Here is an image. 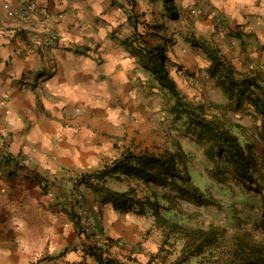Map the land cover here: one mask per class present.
<instances>
[{
  "label": "crops",
  "instance_id": "0c3cea01",
  "mask_svg": "<svg viewBox=\"0 0 264 264\" xmlns=\"http://www.w3.org/2000/svg\"><path fill=\"white\" fill-rule=\"evenodd\" d=\"M32 1L36 13L23 21L21 0H0V264H100L97 243L76 224L73 193L82 191L103 217L105 235L122 239L109 249L114 256L131 253L129 242H138L131 227L139 221L145 229L147 221L118 212L76 175L128 148L151 150L137 149L138 129L168 111L153 73L111 39L128 17L124 7L113 0ZM193 1L200 12L211 9L207 17L221 15L264 37V0ZM7 153L29 163L5 167ZM10 169L16 172L8 175ZM132 181L110 177L106 184L125 190Z\"/></svg>",
  "mask_w": 264,
  "mask_h": 264
},
{
  "label": "trees",
  "instance_id": "16d2710c",
  "mask_svg": "<svg viewBox=\"0 0 264 264\" xmlns=\"http://www.w3.org/2000/svg\"><path fill=\"white\" fill-rule=\"evenodd\" d=\"M119 1L113 0V3L123 7L124 4ZM161 1L171 16L178 19L180 15L176 0ZM130 5V9L134 10L137 0H131ZM129 14L128 19L133 21L137 29L136 15L133 12ZM221 23L222 19L216 25ZM156 27L162 28L159 24ZM141 38L142 34L135 32V40L128 45V49L153 73L161 92L170 94L173 106L169 112L177 119L184 116L188 120V130L208 140V157L227 158L246 182L255 181L256 157L250 140L241 131L245 126L215 113L206 102L190 99L180 88L169 69V40L150 45L142 42ZM191 41L194 46L203 49L211 61L207 72L228 97L229 108L236 112H251V106H254L257 111L264 113V74L261 70L239 69L218 44L207 39ZM179 147V150L167 148L163 152L149 149L138 152L128 148L121 156L99 169L82 172L79 182L93 188L105 202L112 203L118 212H134L144 218L150 215L155 219V226L158 225L163 231L162 245L147 261H142L132 252L122 257L114 256L109 249L119 245V240L106 235L103 244L94 246L96 250L93 254L100 264H192V258L199 256L208 258L214 264H264V247L260 244L240 236L228 239L226 233L216 227L189 226L182 221L179 199L208 204L213 202V198L194 182L186 161L187 153L181 144ZM19 158L10 153L4 154L2 165L9 168L14 161L18 167ZM15 172L10 169L8 175ZM110 177L155 184L165 191L155 190L151 194L141 195L135 185L125 190H115L106 184ZM161 198L169 201L166 207L168 213L161 210ZM76 224L80 228L78 220ZM173 253L176 255L170 260Z\"/></svg>",
  "mask_w": 264,
  "mask_h": 264
},
{
  "label": "rangeland",
  "instance_id": "374dc122",
  "mask_svg": "<svg viewBox=\"0 0 264 264\" xmlns=\"http://www.w3.org/2000/svg\"><path fill=\"white\" fill-rule=\"evenodd\" d=\"M119 2L122 4V0ZM176 2L180 15L178 19L171 16L163 7L161 0H137L134 10L130 9L131 0H125L123 11L127 15H130L129 12L136 15L138 28L136 29L133 21L127 17L117 29H114L111 39L117 45L128 47L134 42V34L138 31L142 34L140 40L150 45L169 40L168 53L171 59L169 69L180 88L190 99L206 102L215 113L245 126L241 131L250 140L256 157L255 181L246 182L227 158L208 157L206 154L208 140L201 139L193 131L190 132L187 127L188 120L184 116L177 119L169 112L173 106V99L170 94L163 92V96L160 97L168 112L164 113L160 121H147L145 128L138 129V135H141L142 140H139L137 149L150 148L155 152H163L167 148L179 150L181 144L187 153L186 161L194 182L213 198V202L208 204L179 199L182 221L189 226L216 227L225 232L228 239L240 236L264 247V113L257 111L254 106H251V112L242 110L236 112L229 108L228 97L207 72L211 61L204 50L194 46L191 41L207 39L216 43L239 69L243 71L257 69L264 74V37H258L257 32H246L240 26H231L221 15V26L224 28H219L215 22L220 21H216L214 17H207V14L211 15V9L207 14L202 11L193 16L191 9H198L200 5L197 6L193 0L188 3L186 0ZM157 24L162 28H157ZM262 33L264 34V30ZM94 38H92L95 40L94 43L100 42L99 38ZM132 183L139 189L141 195L151 194L155 190L165 191L155 184L147 185L139 181ZM160 203L161 210L168 213L166 207L169 201L161 198ZM100 219L103 220L101 215ZM145 220L147 221L145 229L137 228L139 221L135 223L138 226L131 227L132 238L138 242H129L131 252L142 261H147L163 243V231L157 224L155 226L154 217L148 215ZM145 242L149 245H145ZM179 248L180 245L178 250ZM124 254H127L126 250ZM175 255L176 253H173L170 260ZM199 262L214 264L202 256L192 258V264Z\"/></svg>",
  "mask_w": 264,
  "mask_h": 264
},
{
  "label": "built area",
  "instance_id": "2783aa9c",
  "mask_svg": "<svg viewBox=\"0 0 264 264\" xmlns=\"http://www.w3.org/2000/svg\"><path fill=\"white\" fill-rule=\"evenodd\" d=\"M22 4L18 10L19 17L23 21L31 20L33 14L36 13V6L32 0H21ZM192 13L194 15H198L201 13L198 9L192 8ZM222 19L220 15L217 14V20ZM29 163V158L20 157L19 164L21 166H25ZM82 173L76 175L77 181L82 179ZM72 201L74 203V209L76 212V217L79 222L81 231L84 236L93 238V240L97 243V245H101V243L106 238V235L101 226L100 220L95 214V212L85 204L84 202V193L82 191H77L72 194ZM121 243V240H119Z\"/></svg>",
  "mask_w": 264,
  "mask_h": 264
},
{
  "label": "clouds",
  "instance_id": "9594fccd",
  "mask_svg": "<svg viewBox=\"0 0 264 264\" xmlns=\"http://www.w3.org/2000/svg\"><path fill=\"white\" fill-rule=\"evenodd\" d=\"M96 215H97V214H96ZM97 217H98L99 220H100L101 226H103L102 221H101V219H100V215H97ZM102 228H103V227H102Z\"/></svg>",
  "mask_w": 264,
  "mask_h": 264
}]
</instances>
